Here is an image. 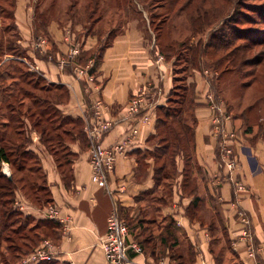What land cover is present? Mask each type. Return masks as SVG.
Instances as JSON below:
<instances>
[{
    "label": "crops",
    "instance_id": "obj_1",
    "mask_svg": "<svg viewBox=\"0 0 264 264\" xmlns=\"http://www.w3.org/2000/svg\"><path fill=\"white\" fill-rule=\"evenodd\" d=\"M14 12L22 36L20 42L27 50L25 62L50 83L68 87L69 101L59 106L67 114L83 117L85 126L97 120L91 108L97 98L101 97L104 103L103 117L117 119L126 114L131 98L146 96V108L101 137L106 146L130 138L126 153L118 157L115 171L109 177V188L93 182L90 150L85 141L78 139L70 145L75 159L72 179L66 181L54 156L42 146L39 133L32 131L31 148L40 155L60 218H49L44 210L24 203V200L19 209L39 219H53L57 224L58 240H55L52 260L65 264H110L101 238L107 232L109 215L118 208L121 216L132 223L139 217L154 222L158 237L172 232L176 238L174 246L173 238L165 240L164 246L158 241L156 253L131 252L138 264H160L161 260L175 264L177 258L187 261L191 254L193 264H264V130L245 132L241 117L231 112L232 118L226 121V128L237 136L232 144L236 148L239 168L230 175L220 166V143L225 138L214 135L213 131V108L207 93H215L216 84L211 80L209 70H195L189 77L195 84L197 103L194 180L199 184V190L191 193L189 187L185 192L182 185L185 160L181 155L176 157L177 173L170 187L158 184L156 180L157 159L153 155H146L144 159L139 156L158 145L154 143L157 112L158 108L167 105L175 84L173 60L166 58L155 42L149 43L141 29L129 28L115 33L105 47L94 77L80 78L74 67H58L59 59L73 44H79L81 51H93L97 48L98 37L83 36L78 41V38L64 40L53 36L59 50L51 51L45 57L50 42L32 30L26 5L18 3ZM49 31H53V23L49 25ZM43 38L46 42L42 44ZM34 45L39 48L36 50ZM213 95L219 101L224 100L216 93ZM233 178L242 179L246 189L236 190ZM197 194L200 196L198 201ZM61 218L64 222L69 221L68 229L63 228ZM251 245L261 248L256 256L249 254ZM160 252L159 261L157 255Z\"/></svg>",
    "mask_w": 264,
    "mask_h": 264
},
{
    "label": "trees",
    "instance_id": "obj_2",
    "mask_svg": "<svg viewBox=\"0 0 264 264\" xmlns=\"http://www.w3.org/2000/svg\"><path fill=\"white\" fill-rule=\"evenodd\" d=\"M14 5H16L15 1L12 7H14ZM205 7L207 6L202 4L200 8L197 9L195 16L193 15L188 19L192 31V34L189 35L187 40L188 42L191 40V52L187 59L188 64H191L190 74H187L186 77L181 76V73L185 70L177 68L175 60L172 59V53L175 49L173 44L166 46L167 51L169 50L168 54L165 49L157 43L160 52L164 54L166 58L172 59L174 62L175 84L170 93L167 105L158 108L157 133L154 136V139H159L160 144H158L152 151L139 154L142 159H144L146 155H153V157L157 159L158 168L156 170V180L158 184L164 183L168 187L173 184L174 177L177 173V165L175 164L176 157L178 154L181 155L185 160L182 185L185 192L191 187V193L198 192L199 184L194 180L196 173V165L194 161V149L196 146L195 127L197 124L195 107L197 103L195 101V84L194 82L189 81V77L194 74L195 70L204 68V60L211 47L216 51H220L221 49H228L232 46L231 54L229 53L228 57L233 67H242L248 64L257 65L264 61V50L262 55L257 54V57L255 56L254 58H251L247 56V53L253 49L254 45L259 44L260 46H264V29L252 30L250 28L245 29L237 26V24L241 23H255L254 18L250 16L249 12L238 10V8H236L231 18L226 21L225 25H229V27L227 29L223 26L218 28L211 36V44H208V42L201 37L205 32L206 27L212 25V21L209 20L207 14L209 10L207 11ZM246 9L258 11L261 16H264V6H262V10L257 5H246ZM237 14H239V17L235 16ZM9 18L12 20V25H7L6 29L10 30L13 27L16 31L15 33L20 34L13 9ZM50 21L51 19L48 13L43 11L39 14L35 26V31L38 33L36 35H40L39 33L44 31L50 42L49 47L47 46V52L44 54L45 57L49 55L51 51L57 52L59 50L49 34ZM115 33L116 32H113V34L110 35V41L107 45L111 43ZM80 39L81 36L78 37V41ZM239 40H241V42L237 44ZM107 45L100 46L93 51L83 50L75 61L84 65L92 59L94 65L91 69V73L94 75L101 64L103 52ZM20 47L22 50L24 49L23 58H26L27 50L24 46L19 43L16 45L15 42L11 40H9L6 45L4 37L2 36V38H0V61L4 59L5 55L10 54L11 52H18ZM13 55L19 56L12 53L9 56L13 57ZM230 55H233V59L231 58V60ZM183 59L184 61L186 60L185 58ZM11 60L15 63L17 59ZM23 62H25L24 59H22V61L20 60L18 63L23 64ZM14 63L11 64L9 68H5L4 71L0 70V82L8 77L17 82L16 84H13L15 87L11 90L5 89L4 87L2 88L0 85V91L2 93L0 101L2 100L3 103L0 107V125L4 126L2 130H0V254L3 244L8 242L9 251L12 250V254L16 251L18 254L13 255V257L18 258V256L25 257L29 255L34 249H36V246L46 239H51L56 242L55 240H58V232L56 230L57 224L52 221L53 219H39L32 215L35 217L33 220H37V224L35 225L36 232L33 235L34 237L27 236V240L18 243V239L13 236L23 234L22 231L29 229L32 221L26 217V220H23L24 222L21 223L20 226H15L18 219L23 217V213L20 211L19 207L14 205L16 201L15 192L18 189L17 184L19 182L25 180L30 182L32 192H34L35 197L39 200L41 205L54 204V200L47 183L40 155L31 148V144L33 143V138L31 141L30 137L31 134L27 136L26 141H20L21 138L19 135L22 132H18L14 126H11V124L26 125V123L28 124V121H30L31 127H33L34 130L41 132L40 139L42 145L45 150L54 156L58 166L66 176V181L71 180L73 176L71 168L75 159V154L70 150L71 143L80 139L85 141L90 148V139L85 129L86 123L84 118L74 117L65 113L59 106L64 102L55 100L54 97H52L54 94L67 97L69 93L68 88L64 84L50 83L43 76L38 74L37 71L31 70L30 68L25 71L20 68V71L15 72L17 68L14 69ZM12 69L14 70L12 71ZM27 86L30 88H27ZM181 91L182 94H178ZM16 92L20 93V97L16 102H13L11 101V98ZM215 93L217 95L221 94V90L218 88L217 84ZM176 96L177 98H175ZM174 102L176 103V106H173ZM1 108L3 110H1ZM227 108L228 113L231 114V107L228 106ZM6 110L8 112H6ZM244 111L238 114V116L242 117L245 115ZM252 129L253 128L248 125L245 127V132H249ZM32 161H35L36 163L31 164ZM3 162H8L10 164L12 168L11 176H8L1 171V164ZM13 169L18 172L25 171L26 175L17 179ZM34 174L37 176L34 177ZM234 188L236 189L235 184ZM196 199L197 201L200 199L198 194L196 195ZM245 219L248 222V218L246 217ZM128 223L132 238L142 246L144 253L149 251L156 253V243L158 241H161V245L164 246V244H166L165 240L173 238L174 241L172 242V246L176 244V238L172 232H169V234L167 232L162 238H160V235L158 237V234L155 232V227H157L154 225L155 223L153 222V224L145 218L139 217L135 223H132L129 219ZM48 226L51 228L48 229ZM134 226H137V228ZM177 254L176 256L179 255ZM159 255H161V252L157 255L158 260L160 258ZM193 260L194 256L191 254L187 261H181L177 258L175 264H193ZM1 263L19 264V262L13 260ZM36 264L65 263H60L54 259Z\"/></svg>",
    "mask_w": 264,
    "mask_h": 264
},
{
    "label": "rangeland",
    "instance_id": "obj_3",
    "mask_svg": "<svg viewBox=\"0 0 264 264\" xmlns=\"http://www.w3.org/2000/svg\"><path fill=\"white\" fill-rule=\"evenodd\" d=\"M14 1L16 2V5L12 7ZM18 3H23L24 6L26 5L31 17L32 30L35 29L36 20L38 19L39 14L46 11L51 19L50 23H53V31L51 33L49 31L51 37L74 39L79 36H97V49L100 46L109 43L110 35L113 34V32L125 31L129 28L141 29L143 36L149 41V43L155 42L156 45L158 43V45L165 49L166 53L169 54V50L167 51L166 46L169 44L175 46L172 53V59L175 60L177 68L185 70L181 73V76L185 77L191 72V64H188L187 62L191 52V40L189 42L187 40L189 35L192 34L188 19L193 15L195 16L197 9L200 8L202 4L207 6L205 7L207 11L209 10L207 14L209 20L212 21V25L206 27L205 32L201 36L208 42V44H211V36L218 28L223 26L227 29L229 27V25H225L226 21L231 18L236 8H238V10L249 12L255 22L252 24L241 23L237 24V26L245 29L250 28L252 30L264 29V16H261L258 11L246 9V5H257L262 9V6H264V0H0V38H2V36L4 37L6 45L9 40L14 41L16 45L18 43L21 44L20 40H22V36L15 33L16 31L13 27L10 30L6 29L7 25H12V20L9 18V15L11 14L12 9L14 10L15 6H18ZM235 16L239 17V14ZM36 34L38 33L36 32ZM39 34L46 40L48 39V36L44 31H41ZM70 36H72V38ZM240 42L241 40H239L237 44ZM21 45L23 46V44ZM230 47L228 49H221L220 51H216L211 47L205 57L204 68L208 69L212 74L211 80L213 83L215 82L221 90L220 96L224 99L223 101L226 102L227 107H231L233 114L238 115L245 110V115L242 117L239 116L241 117V124L244 127V131L245 127L248 125L254 130L258 128L264 130V61L257 65L248 64L242 67H233L228 57L232 50V46ZM34 48L37 50L39 46L34 45ZM23 50L20 47L18 52H11L12 54H17L19 56L13 55V57H11L9 56L11 53L5 55L4 59L0 61V70L4 71L5 68L11 66V64L14 63L11 59H17L14 63L15 65H13L15 66L14 69L17 68L15 72L20 71V68L24 71L29 68L31 69L32 65L29 63H18L20 60L22 61V59H24ZM263 50L264 46L256 44L253 49L247 53V56L254 58L257 54L262 55ZM230 56V60L231 58L233 59V55ZM183 58L186 60L184 61ZM14 69H12V71ZM16 83L15 80L8 77L0 82V85L2 88L4 87L5 89L11 90L15 87L13 84ZM27 88L30 87L27 86ZM178 94H182V91ZM210 94L213 96L215 93L209 91L207 95ZM70 96V92L67 97L64 95L58 96L57 94L52 95L55 100L64 103L69 101ZM1 97L2 93L0 91V99ZM19 97L20 93L16 92L11 98V101L16 102ZM175 98H177V96ZM2 104L1 100L0 107ZM175 104L176 103L174 102L173 106H176ZM1 110L3 109L1 108ZM6 112L8 111L6 110ZM11 126H14L18 132H22L19 135L21 138L20 141H26L27 136L30 134L32 141V131H37L31 127L30 121H28V124L26 123V125L11 124ZM3 127V125H0V130H2ZM37 132L41 136V132ZM154 143L160 144V140L156 139ZM4 163L6 162L1 164L2 172ZM33 163L36 162L32 161L31 164ZM9 167L12 170L10 164ZM13 171L15 172L17 179L26 175L25 171L18 172L14 169ZM37 174L40 175L39 173ZM36 176L37 175L34 174V177ZM17 185L18 189L15 192V206L20 207L22 200H24V203H29L42 210H45L46 207L51 205L43 206V204H40L39 200L35 197L34 192H32L28 180L19 182ZM20 211L23 213V217L18 219L15 226H20V224L24 222L23 220H26V217L32 221L30 228L26 231H22L23 234L19 236L13 235L18 239V243L27 240V236L34 237L33 235L36 232L35 225L37 224V220H33L35 217L27 214L26 210L20 209ZM61 220L63 219L61 218ZM46 240H50L55 244L51 239ZM43 242L36 246V249L31 253L36 251ZM12 252V250L9 251L8 249V242H5L1 248L0 263L6 261L9 262L11 260L20 262L24 258V256H18V258H15L13 255L18 253L15 251V253L12 254ZM27 256H25V258Z\"/></svg>",
    "mask_w": 264,
    "mask_h": 264
},
{
    "label": "built area",
    "instance_id": "obj_4",
    "mask_svg": "<svg viewBox=\"0 0 264 264\" xmlns=\"http://www.w3.org/2000/svg\"><path fill=\"white\" fill-rule=\"evenodd\" d=\"M41 42L43 44L46 40L43 38ZM81 49L79 44H73L68 53L59 59L58 67L65 68L70 65L74 67L78 77H88L92 79L94 75L91 73V69L94 65V61L89 60L84 65L75 61L80 55ZM209 98L213 108L212 121L214 124V135L218 137L224 136L225 138L220 143V166L226 168L231 175L239 168L236 148L232 144L233 139L237 138V136L232 130H227L226 128V121H229L232 115L228 113L227 106L223 101L217 100L215 96L211 94ZM103 104L101 97L93 100L91 108L97 120L94 124H87L85 129L90 139L89 150L92 180L99 187L109 188V177L115 171L118 157L126 153L130 138L126 137L125 140L121 142L106 146L102 143L101 137L120 122L129 120L146 108V96L142 94L133 97L127 105L126 114L117 119H106L103 117ZM3 172L8 176L12 175V170L7 162L4 163ZM232 181L238 191H244L246 189V184L242 179L233 178ZM44 213L49 218H60L59 210L54 204L46 207ZM64 221L65 220H62L64 229H68L70 226L69 221ZM101 246L110 264H138L131 256V252L135 254L144 253L142 246L132 238L128 220L121 216L118 208H114L109 215L107 232L101 238ZM260 250L261 248L255 245L249 246V254L251 256H256ZM54 256V244L50 240H46L36 251L26 258L24 257L19 264H36L42 261L52 260ZM160 264L167 263L161 260Z\"/></svg>",
    "mask_w": 264,
    "mask_h": 264
}]
</instances>
